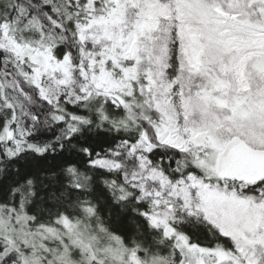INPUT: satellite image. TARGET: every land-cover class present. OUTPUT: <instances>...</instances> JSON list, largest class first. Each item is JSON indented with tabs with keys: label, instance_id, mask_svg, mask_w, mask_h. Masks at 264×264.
Here are the masks:
<instances>
[{
	"label": "snow or ice",
	"instance_id": "1",
	"mask_svg": "<svg viewBox=\"0 0 264 264\" xmlns=\"http://www.w3.org/2000/svg\"><path fill=\"white\" fill-rule=\"evenodd\" d=\"M0 264H264V0H0Z\"/></svg>",
	"mask_w": 264,
	"mask_h": 264
}]
</instances>
